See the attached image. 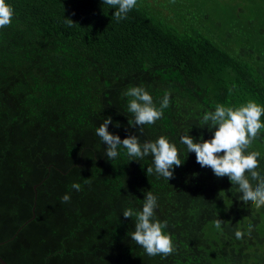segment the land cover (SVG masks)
<instances>
[{
	"label": "trees",
	"instance_id": "1",
	"mask_svg": "<svg viewBox=\"0 0 264 264\" xmlns=\"http://www.w3.org/2000/svg\"><path fill=\"white\" fill-rule=\"evenodd\" d=\"M7 2L14 15L0 28V257L8 264H264V206L245 204L238 185L201 167L180 143L185 134L213 138L203 116L217 104L264 107V11L244 18L237 6L227 22L177 29L138 1L121 20L103 0ZM133 86H143L158 109L170 93L154 124H129L134 114L123 93ZM108 117L121 140L174 143L184 162L173 177L148 176L154 157L133 160L122 146L108 160L96 135ZM247 151L260 153L264 176V129ZM148 191L157 197L153 219L167 222L173 240L166 258L148 256L131 239L135 217L123 216L142 211Z\"/></svg>",
	"mask_w": 264,
	"mask_h": 264
},
{
	"label": "clouds",
	"instance_id": "2",
	"mask_svg": "<svg viewBox=\"0 0 264 264\" xmlns=\"http://www.w3.org/2000/svg\"><path fill=\"white\" fill-rule=\"evenodd\" d=\"M116 9L114 17L117 20L126 18L137 5V0H103ZM14 9L7 0H0V28L9 26L12 23ZM69 26L72 24L70 18L66 21ZM129 97L128 111L134 114V121H129L132 127L145 124H154L162 118L163 110L170 105V93L165 92L159 109L153 103V97L143 86L129 87L123 93ZM264 115V107L254 100H249L239 107H225L222 104L215 106V111H210L203 116L205 124L210 122L209 130L215 129L214 136L205 140L203 136L200 142H195V138L189 134L182 135L180 143L186 145L188 153H195L196 162L201 167L210 168L218 178L227 176L233 185H238V190L242 193L240 200L245 204L251 202L257 209L264 206V176L257 171L259 167L257 151H247L253 140H255L264 123L261 116ZM112 118L108 117L96 129V135L101 138L106 147V157L114 160L118 155V147L126 149L127 155L138 161L151 154L154 157V169L147 167L148 176L155 173L169 180L173 177L174 166L182 165L177 146L161 136L155 142H145L141 145L136 135H129L121 140L119 135H114L109 131V124ZM119 127V124L116 125ZM246 173L250 174V182ZM72 189L81 190L79 183H73ZM143 191V190H142ZM71 199L69 194H65L61 201L66 203ZM157 207V197L148 191L144 196L142 211H134L131 208L123 212L125 218L135 217V230L131 233V239L141 246L148 256L162 255L167 257L174 251V244L170 234L164 232L167 222L161 223L154 220V209ZM217 229L221 228V220L215 222ZM252 225L248 226V235H251ZM237 239H243L244 233L236 230Z\"/></svg>",
	"mask_w": 264,
	"mask_h": 264
},
{
	"label": "rangeland",
	"instance_id": "3",
	"mask_svg": "<svg viewBox=\"0 0 264 264\" xmlns=\"http://www.w3.org/2000/svg\"><path fill=\"white\" fill-rule=\"evenodd\" d=\"M138 4L148 10L158 21L168 22L171 25L190 28L200 23L203 26L212 25L222 19L231 20L237 6L244 11L242 17L247 18L256 12L254 17L260 19L264 11V0H137ZM259 9V10H258ZM261 10V11H260ZM165 22V23H166ZM177 23V24H175ZM220 34V30H216Z\"/></svg>",
	"mask_w": 264,
	"mask_h": 264
},
{
	"label": "water",
	"instance_id": "4",
	"mask_svg": "<svg viewBox=\"0 0 264 264\" xmlns=\"http://www.w3.org/2000/svg\"><path fill=\"white\" fill-rule=\"evenodd\" d=\"M36 187H37V184L33 185V190H34L35 195H34V204H33V206H32V217H31V218L34 217V208H35V201H36ZM29 220H30V219H29ZM29 220H28V221H29ZM28 221H26L24 224H26ZM21 227H22V226H21ZM21 227L18 228V231L20 230ZM16 233H17V232H16ZM16 233H15L13 236H15ZM12 238H13V237H11L9 240H11ZM4 242H6V241L0 242V244H3ZM0 264H8V263H7L2 257H0Z\"/></svg>",
	"mask_w": 264,
	"mask_h": 264
}]
</instances>
